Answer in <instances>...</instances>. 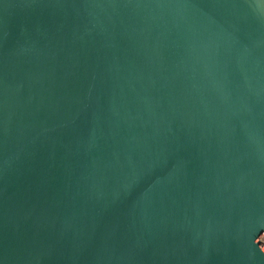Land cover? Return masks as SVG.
Here are the masks:
<instances>
[{
	"label": "water",
	"instance_id": "1",
	"mask_svg": "<svg viewBox=\"0 0 264 264\" xmlns=\"http://www.w3.org/2000/svg\"><path fill=\"white\" fill-rule=\"evenodd\" d=\"M264 0H0V264H264Z\"/></svg>",
	"mask_w": 264,
	"mask_h": 264
},
{
	"label": "built area",
	"instance_id": "2",
	"mask_svg": "<svg viewBox=\"0 0 264 264\" xmlns=\"http://www.w3.org/2000/svg\"><path fill=\"white\" fill-rule=\"evenodd\" d=\"M260 241L264 245V234L260 237Z\"/></svg>",
	"mask_w": 264,
	"mask_h": 264
}]
</instances>
